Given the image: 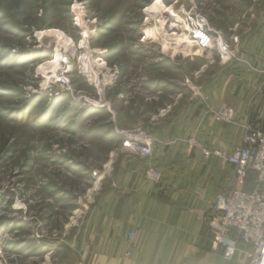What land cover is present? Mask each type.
I'll use <instances>...</instances> for the list:
<instances>
[{
    "label": "rangeland",
    "instance_id": "374dc122",
    "mask_svg": "<svg viewBox=\"0 0 264 264\" xmlns=\"http://www.w3.org/2000/svg\"><path fill=\"white\" fill-rule=\"evenodd\" d=\"M156 1L0 0V264L75 261L128 135L152 136L219 62L192 45L186 14L233 49L264 38V0ZM64 52L68 92L55 83Z\"/></svg>",
    "mask_w": 264,
    "mask_h": 264
},
{
    "label": "crops",
    "instance_id": "0c3cea01",
    "mask_svg": "<svg viewBox=\"0 0 264 264\" xmlns=\"http://www.w3.org/2000/svg\"><path fill=\"white\" fill-rule=\"evenodd\" d=\"M256 37H236L244 62L206 63L187 104L149 131L154 138L149 157L126 150L118 158L75 238L71 264H247L249 246L236 243L227 261L223 248L211 244L202 217L219 201L234 167L222 166L214 155L204 158L202 149L228 155L241 144L244 124L264 131V38ZM223 106L232 110L230 123L213 115ZM149 171L159 179L148 178ZM252 183L249 177L238 188L250 191ZM131 229L137 236L129 245Z\"/></svg>",
    "mask_w": 264,
    "mask_h": 264
},
{
    "label": "built area",
    "instance_id": "2783aa9c",
    "mask_svg": "<svg viewBox=\"0 0 264 264\" xmlns=\"http://www.w3.org/2000/svg\"><path fill=\"white\" fill-rule=\"evenodd\" d=\"M192 17V14H186V22L190 27L191 39L199 49L214 51L221 64L238 59L231 43L226 42L219 32L210 28L201 17L196 21ZM54 60L60 66L55 74V83L68 92V73L72 69L70 58L64 52ZM213 115L216 120L232 122V110L226 106ZM243 129L242 142L231 154L202 149L204 158L214 155L220 159L222 166L228 164L234 167L227 186L220 192L219 201L210 206L202 220L209 225L212 246L223 248L225 260L232 258L236 243H240L251 248L245 253L247 264H264V131L249 123L244 124ZM136 133L128 135L123 147L140 158L149 157L154 138L142 130ZM147 176L154 181L159 179L156 172L149 171ZM249 177L253 178L251 190H240L238 184ZM136 236L135 229L129 230L127 244H133ZM126 256H129V252Z\"/></svg>",
    "mask_w": 264,
    "mask_h": 264
},
{
    "label": "bare ground",
    "instance_id": "6f19581e",
    "mask_svg": "<svg viewBox=\"0 0 264 264\" xmlns=\"http://www.w3.org/2000/svg\"><path fill=\"white\" fill-rule=\"evenodd\" d=\"M157 4H161V2L159 1V0H157L156 1V3H155V5H157ZM165 10H166V13H163L165 16H174L175 18H177V19H180V17L178 16V15H176L175 14V12H174V10H173V7H170V8H164V11L163 12H165ZM149 13H150V9L146 12V14H148V16H149ZM182 20V19H181ZM193 46H196V44L194 43V44H192ZM197 47V46H196ZM198 48V47H197ZM54 57H57V55L56 56H54ZM59 58V57H58ZM101 59H98L95 63H98V62H101L100 61Z\"/></svg>",
    "mask_w": 264,
    "mask_h": 264
},
{
    "label": "clouds",
    "instance_id": "9594fccd",
    "mask_svg": "<svg viewBox=\"0 0 264 264\" xmlns=\"http://www.w3.org/2000/svg\"><path fill=\"white\" fill-rule=\"evenodd\" d=\"M18 206H20V205H18Z\"/></svg>",
    "mask_w": 264,
    "mask_h": 264
},
{
    "label": "trees",
    "instance_id": "16d2710c",
    "mask_svg": "<svg viewBox=\"0 0 264 264\" xmlns=\"http://www.w3.org/2000/svg\"><path fill=\"white\" fill-rule=\"evenodd\" d=\"M61 121H63V120H61Z\"/></svg>",
    "mask_w": 264,
    "mask_h": 264
}]
</instances>
